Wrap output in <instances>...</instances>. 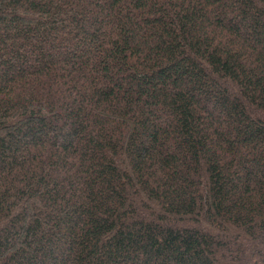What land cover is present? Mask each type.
Listing matches in <instances>:
<instances>
[{
	"label": "trees",
	"instance_id": "trees-1",
	"mask_svg": "<svg viewBox=\"0 0 264 264\" xmlns=\"http://www.w3.org/2000/svg\"><path fill=\"white\" fill-rule=\"evenodd\" d=\"M0 264H264V0H0Z\"/></svg>",
	"mask_w": 264,
	"mask_h": 264
}]
</instances>
